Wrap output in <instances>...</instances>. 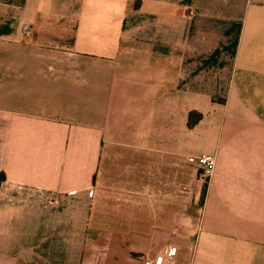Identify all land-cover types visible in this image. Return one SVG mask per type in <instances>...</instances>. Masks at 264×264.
Returning a JSON list of instances; mask_svg holds the SVG:
<instances>
[{
  "label": "crops",
  "instance_id": "1",
  "mask_svg": "<svg viewBox=\"0 0 264 264\" xmlns=\"http://www.w3.org/2000/svg\"><path fill=\"white\" fill-rule=\"evenodd\" d=\"M168 245L264 264V0H0V264Z\"/></svg>",
  "mask_w": 264,
  "mask_h": 264
},
{
  "label": "built area",
  "instance_id": "2",
  "mask_svg": "<svg viewBox=\"0 0 264 264\" xmlns=\"http://www.w3.org/2000/svg\"><path fill=\"white\" fill-rule=\"evenodd\" d=\"M187 161L189 164L199 169L204 180H208L212 177L217 163L216 156L214 154L188 156ZM175 254L176 247L173 245H168L160 254L154 257H146L144 259V264H173Z\"/></svg>",
  "mask_w": 264,
  "mask_h": 264
},
{
  "label": "trees",
  "instance_id": "3",
  "mask_svg": "<svg viewBox=\"0 0 264 264\" xmlns=\"http://www.w3.org/2000/svg\"><path fill=\"white\" fill-rule=\"evenodd\" d=\"M202 119V115L196 111L190 112L188 116V126L194 127Z\"/></svg>",
  "mask_w": 264,
  "mask_h": 264
},
{
  "label": "rangeland",
  "instance_id": "4",
  "mask_svg": "<svg viewBox=\"0 0 264 264\" xmlns=\"http://www.w3.org/2000/svg\"><path fill=\"white\" fill-rule=\"evenodd\" d=\"M200 172V171H199Z\"/></svg>",
  "mask_w": 264,
  "mask_h": 264
}]
</instances>
